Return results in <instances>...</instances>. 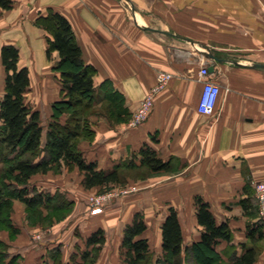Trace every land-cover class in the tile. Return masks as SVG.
<instances>
[{"label": "crops", "instance_id": "crops-1", "mask_svg": "<svg viewBox=\"0 0 264 264\" xmlns=\"http://www.w3.org/2000/svg\"><path fill=\"white\" fill-rule=\"evenodd\" d=\"M48 8L70 22L83 60L96 69L95 85L110 82L130 113L121 122L106 108L89 115L94 133L78 140L86 160L103 170H146L139 166V150L146 144L168 162L166 170L140 176L120 172L124 184L146 186L128 194L133 200L127 207L123 203L95 215L91 225L106 234L115 228L121 241L133 214L144 210L143 236L154 218L161 248V225L174 208L183 246H188L200 239L199 196L216 223L225 222L231 230L232 254L254 246V264H264V235L255 239L264 225L252 186L264 181V0H15L11 9L0 12L6 38L0 47L12 43L19 61L28 58L19 63L28 68L30 85L31 72L52 67L46 57L47 32L34 24ZM52 55L56 61L57 52ZM205 65L213 67L210 79L220 87L211 115L197 109L204 79L199 70ZM163 73L170 78L153 94L150 114L137 126L129 125ZM59 92L55 76V100ZM103 95L97 89L101 107L107 102ZM122 206L126 214L120 224ZM228 246L220 240L215 247L224 262L229 261L223 254Z\"/></svg>", "mask_w": 264, "mask_h": 264}, {"label": "trees", "instance_id": "trees-1", "mask_svg": "<svg viewBox=\"0 0 264 264\" xmlns=\"http://www.w3.org/2000/svg\"><path fill=\"white\" fill-rule=\"evenodd\" d=\"M14 1L0 0V12L11 9ZM34 24L47 32V59L51 58L53 52L58 54L52 70L58 73L60 97L53 105L54 121L49 123L44 155L37 160L31 159L41 148L42 126L39 111L25 102V93L30 86L29 70L20 65V54L16 45L5 43L0 47V62L5 72L3 95L0 99V146L13 154L6 159L9 164L4 175L0 176V226L10 213L13 194L28 208L47 204L54 199L55 194L43 193L37 189H32L35 191L33 196H27L28 189L25 187L34 175L65 167L67 170H79L85 188L120 182L121 173L118 168L103 170L97 167L96 162L86 160L78 148V140L80 137L89 138L94 133L87 119L95 112L86 111L98 103L97 89L103 91V98L107 101L106 111L117 122L130 117L123 104L122 95L108 81L100 86L95 85L96 69L83 60L71 24L64 15L48 8L45 13L36 16ZM64 113H70V116L61 123L60 116ZM139 154V166L145 167L146 171L156 172L168 168V162L159 158L155 150L146 144L140 148ZM9 178L16 182L15 187L8 182ZM11 186L14 192L8 191ZM195 202L197 222L202 227L199 241L183 246L176 210L170 208L161 225V255L157 264H254L256 247L245 246L240 255H233L232 233L228 225L225 222L216 223L209 204L201 197L196 196ZM63 204L64 208L66 203ZM8 228L17 232L11 222ZM146 228L144 216L139 211L125 225L121 240L125 264H150L151 249L148 239L143 236ZM263 235V231L259 230L255 239H261ZM105 240L104 230L100 227L95 229L86 238L87 249L79 255L73 253L66 264H99L97 251ZM220 240L229 243L223 252L229 257L228 262H224L221 254L216 251V244ZM5 253H0V264H15L17 258L9 257ZM51 254L52 256L37 264H65L59 246L52 248Z\"/></svg>", "mask_w": 264, "mask_h": 264}, {"label": "rangeland", "instance_id": "rangeland-1", "mask_svg": "<svg viewBox=\"0 0 264 264\" xmlns=\"http://www.w3.org/2000/svg\"><path fill=\"white\" fill-rule=\"evenodd\" d=\"M5 41V34L0 31V44ZM48 60L52 61L51 64L53 66L56 62L55 55H51V58ZM24 61H28V58L24 60L22 57L19 62L22 63ZM4 75V68L0 62V95L3 91L1 82L4 83ZM57 75L58 73L53 71L52 67L46 73H40L39 71L36 73L31 72V87L25 94V102L39 111L40 124L42 126L41 148L37 155L31 159L37 160L44 155L43 150L49 123L54 121L52 113L55 111L53 105L56 101L55 76ZM58 97H60V94ZM100 110H105V104L103 107L96 104L86 112L99 113ZM69 116L70 113L62 114L60 122L64 123ZM87 120L89 122V119ZM12 156L13 154L0 146V176L4 175V171L9 164L6 162V159ZM119 171L134 176L146 173V170L141 168ZM70 172L72 170L62 167L56 171L55 169L51 170L46 174L35 175L28 181V185L25 188L28 189L27 196L29 197L35 194V191L32 189H37L43 193L55 194L56 197L54 196V199L47 204L42 203L34 208H28L15 194L12 195L10 213L0 226V253L3 252L4 254L6 252L5 254L9 257L15 256L17 258L15 264H37L52 256V248H56L57 246L61 249L62 261L65 264L69 263L73 253L79 255L83 250L87 249V236L99 228L91 225L93 217L105 213V211H111L117 208V206L123 205V203L127 207L130 201L133 200L128 194L135 193V190L137 193H140L141 188L146 186L126 185L123 183L125 176L121 175L120 182L118 183L85 188L82 185V174L78 171ZM11 180L9 178L8 182L15 187L16 182ZM8 191L14 192V188L12 186L8 187ZM98 198L102 203V212L92 214V203ZM63 203H66L64 208L62 207ZM124 206H122V211L120 212V224L123 218H125L122 215L125 216L126 214L124 213L126 208ZM143 211L139 212L144 216ZM154 221V218H149V228L145 233L151 249L150 264L158 263L157 260L160 257L161 251L156 240L158 232ZM10 222L16 227L17 232L8 228ZM115 230L113 228L112 233L108 234L104 232L106 240L97 251L96 256L99 264H125L119 233H115Z\"/></svg>", "mask_w": 264, "mask_h": 264}, {"label": "built area", "instance_id": "built-area-1", "mask_svg": "<svg viewBox=\"0 0 264 264\" xmlns=\"http://www.w3.org/2000/svg\"><path fill=\"white\" fill-rule=\"evenodd\" d=\"M199 74L204 79L203 87L197 102V109L202 114L211 115L217 101L220 87L217 83L213 82L210 79V72L206 65L200 68ZM169 78L170 74H159V76L157 77L156 85L152 88L151 92L143 99L136 113L130 120L129 125L137 126L148 117L153 105V94L159 91L163 87L165 82L169 80ZM252 186L254 197L258 206L259 218L263 221L264 225V181L254 182ZM102 209V203L98 198L92 203L91 213L98 214L102 212Z\"/></svg>", "mask_w": 264, "mask_h": 264}, {"label": "water", "instance_id": "water-1", "mask_svg": "<svg viewBox=\"0 0 264 264\" xmlns=\"http://www.w3.org/2000/svg\"><path fill=\"white\" fill-rule=\"evenodd\" d=\"M207 55L210 57V58H214V56L210 53L207 52ZM254 66H262L261 64H253ZM213 70V67H209V71H212Z\"/></svg>", "mask_w": 264, "mask_h": 264}]
</instances>
